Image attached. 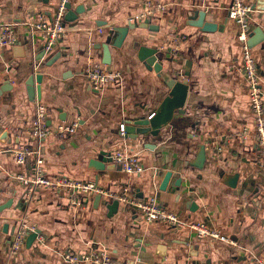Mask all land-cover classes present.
<instances>
[{
	"label": "crops",
	"instance_id": "crops-1",
	"mask_svg": "<svg viewBox=\"0 0 264 264\" xmlns=\"http://www.w3.org/2000/svg\"><path fill=\"white\" fill-rule=\"evenodd\" d=\"M60 1L0 0V22L13 23L16 34L13 45L0 48V205L11 201L0 211V261L88 264L67 262L63 254L82 252L95 243L117 264H260L256 257L264 256V174L259 172L254 139L242 137L243 129L252 131L253 113L240 70L238 26L227 13L231 0H69L72 8L81 4L83 11L74 21L64 20V35L36 60L42 43L28 33L26 23L40 14L50 19ZM146 1L165 4L164 10L148 18L155 29H130L120 47L111 39V63L103 64L96 45L105 42L109 26L125 25ZM243 1L252 8L250 33L254 36L260 28L264 36V9L257 7V0ZM200 11H205L204 20L213 22L215 30L192 24ZM141 46L158 48L162 69L185 80L188 90L183 108L156 136L147 134L134 141L125 137L120 125L153 111L169 91L159 74L139 60ZM250 48L264 98V39ZM57 52L59 58L46 65ZM94 64L118 72L119 83L91 87L84 71ZM34 72L42 79L40 98L32 100L26 82ZM37 101L45 106L53 133L36 142L27 129ZM74 121L78 122L74 133L62 137L54 132L57 125ZM205 141L216 151L207 154L204 166L198 168L190 161ZM149 143L153 148L145 146ZM17 144L35 151L24 165L9 153ZM100 149L132 153L143 170L127 173L110 163H106L109 168L97 170L91 161ZM37 158L45 175L93 181L127 201L120 198L110 215L104 205L94 204L93 195L75 205L66 192L40 188L26 201L15 175L29 173ZM167 170L173 173L169 187L181 178L173 192L158 187ZM234 173L238 179L231 187L228 182ZM132 198H154L183 219L217 228L235 245L198 237L186 227L146 222ZM19 218L40 234L28 246L24 239L11 254L10 238Z\"/></svg>",
	"mask_w": 264,
	"mask_h": 264
},
{
	"label": "built area",
	"instance_id": "built-area-1",
	"mask_svg": "<svg viewBox=\"0 0 264 264\" xmlns=\"http://www.w3.org/2000/svg\"><path fill=\"white\" fill-rule=\"evenodd\" d=\"M67 0H61L56 8L54 15L48 19L43 14H40L36 20H31L26 23L27 31L30 35H37L41 40L45 53L50 52L56 41L64 35L66 28L63 15L65 13L64 3ZM165 4L161 2L151 3L145 2V7L142 11L130 16L129 21H140L149 18L162 10ZM252 8L250 4L243 0H231L227 13L233 19L237 26V38L241 42V65L240 70L244 74L249 105L253 113V128L252 131L243 129L242 137L251 136L255 141V147L259 159V172L264 174V98L260 83V76L257 69V64L251 53V48L247 43L249 38V16ZM112 26H109L111 29ZM99 32L103 31L102 27L98 28ZM16 34L11 22H0V48L11 46L15 43ZM91 87L100 89L107 83H119V73L109 70L101 64H94L92 67L84 71ZM47 110L41 102H35L34 116L28 126L27 132L29 136L36 142L44 139L47 135L53 133V128L47 124ZM78 122L74 121L70 124H59L54 128V132L62 137L75 132ZM120 131L124 132V124L120 125ZM13 160L24 165L28 158L35 155V151L24 144H17L8 149ZM113 162L121 167L127 173H139L143 170L136 155L127 153L122 150H117L111 154ZM41 159L37 158L34 168L29 173H20L15 175L18 182L23 186L24 199L27 201L30 196L40 188H50L56 191L66 192L72 203L81 205L89 196L101 194L107 198H122L127 201L126 196H116L109 191L99 188L93 181L71 180L63 176H48L45 175L39 164ZM114 195V196H113ZM130 200V199H129ZM130 202L134 208L141 214L146 222H163L173 227H186L196 233L198 237H210L219 239L235 245L229 237L220 232L217 228L207 225L203 221H191L181 218L177 213L165 209L157 203L154 198L150 199H135ZM21 219V220H20ZM18 227L13 232L12 242L10 245V253H15L23 244L24 239L29 231L34 230V227L29 226L22 218L17 220ZM63 258L67 262L82 261L88 264H117L109 252L100 247L98 244L90 243L82 252L67 250L63 254ZM256 260L260 264H264V256H257ZM0 264H10L9 262H1ZM187 264H198L189 262Z\"/></svg>",
	"mask_w": 264,
	"mask_h": 264
},
{
	"label": "water",
	"instance_id": "water-1",
	"mask_svg": "<svg viewBox=\"0 0 264 264\" xmlns=\"http://www.w3.org/2000/svg\"><path fill=\"white\" fill-rule=\"evenodd\" d=\"M257 7L264 9V0H257ZM65 13L63 15V19L65 21L71 22L77 19V15L83 11V6L81 4L77 5L75 8H72L71 1L67 0L64 3ZM205 11H200L198 13V16L194 19V22H192L193 25H196L200 27L202 30L205 31H213L216 29V25L213 22L205 21ZM141 27V28H148L149 30H154L155 26L151 24L150 20L148 18H145L140 21H128L125 25H118V26H112L111 29H109V35L107 36L105 42L101 44H97L96 48H101L102 51V58L101 62L105 65H110L111 63V50H110V42L111 39L113 40V45L120 47L130 29ZM251 32L250 27L248 28V34L249 38L247 40L248 45L251 47L258 43L259 41H262L264 39V36L260 30V28L255 29L256 35L253 36ZM18 47H15L14 50H16ZM45 54V50L43 46H41V49L38 51V54H36L35 58L38 60L40 57H42ZM60 53H56L52 55L46 62V65H51L57 58H59ZM138 58L141 60L145 66L149 69L153 68L156 73L159 74V76L163 79L165 84L168 86L169 91L167 95L161 100V102L158 104V106L148 114H139L132 116L130 118H127L124 120V133L126 138H130L131 140L138 141L141 136L151 134L156 136L158 134V131L166 126L170 120L173 117V114L176 110H179L183 108L186 96H187V90H188V84L185 80H180L176 77L171 76L168 72L164 71L162 69V56L158 54V48L156 47H148V46H141L138 50ZM42 79V74L34 72L30 75L28 81L26 82V87L28 90V94L30 98L33 100L34 98L39 99L40 98V83ZM7 82V80H5ZM4 84L2 88H4ZM6 136V132H3L2 138ZM210 141H205L200 144H198L195 156L190 161V164L202 168L206 162V159L208 157L207 154L214 153L216 150L214 148L209 149L206 147V144ZM152 143L145 144L146 147L153 148ZM111 151H107L104 149L98 150L96 159H92L91 166L94 167L97 170H101L104 168H109L108 164L113 168L117 167V164L113 162ZM173 173L171 170H167L163 178L159 184V190L166 191V192H173L179 188L181 185V178H176L173 182V185L171 187L168 186L169 181L171 179V176ZM238 179V173H234L233 177H230V182H228V185L231 187H235L236 182ZM93 201L94 204H102L104 205L108 211L109 215L114 213L117 210L119 199L118 198H107L103 199L104 196L101 194H94L93 195ZM121 196V195H120ZM110 199V200H109ZM8 200L7 203L0 205V211L4 208L9 207ZM14 229V228H13ZM40 234V230L38 228H34V230L29 231L25 237V244L31 245V243L36 239V237ZM13 237V235H12ZM12 237L10 238V244L12 242Z\"/></svg>",
	"mask_w": 264,
	"mask_h": 264
}]
</instances>
